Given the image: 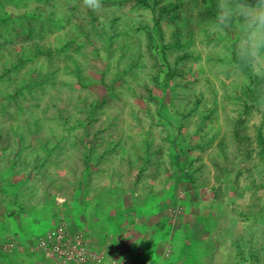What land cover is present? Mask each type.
<instances>
[{"label": "rangeland", "instance_id": "374dc122", "mask_svg": "<svg viewBox=\"0 0 264 264\" xmlns=\"http://www.w3.org/2000/svg\"><path fill=\"white\" fill-rule=\"evenodd\" d=\"M6 2V7H28L31 14L29 22L0 24V152L7 161L18 160L8 164L10 170L30 158V166L39 165L47 176L57 173V180L65 185L63 193H71L68 184H86L93 178L94 188L107 184L110 193L122 191L129 199V193H159L173 183L177 190L167 210L177 223L185 214L217 216L206 233L217 244L213 262L264 264V158L257 138L259 127L264 133V93L245 108L246 74L230 61L228 48L235 36L229 32V37H221L214 21L205 33L200 13L207 0H186L183 16L190 22L183 21L182 40L192 42L169 51V61L182 75L176 80L174 100L168 91L160 112L156 102L145 97L147 88L159 92V87L153 81L154 58L147 38L144 32L132 30L145 22V11L133 8L134 1L101 3L95 9L87 0H71V5L66 0H28L27 5ZM244 2L254 7L258 0ZM72 7L80 18L87 9H94L108 34L88 24V37L74 26L79 20L57 23L65 8ZM44 25L50 30L38 38ZM164 29L166 41L172 42L173 27ZM32 30L33 39L28 37ZM57 36L85 43L91 39L87 45L82 43V52L71 48L82 67L83 85L63 62L47 54L12 68L19 57L15 50L22 45L38 41L54 48ZM185 52L189 57L177 64V56ZM99 55L109 57V68L101 70L104 65ZM134 59L140 66L125 71V64ZM40 77L43 84L30 83L31 78L38 81ZM186 108L193 109L182 127L190 148L182 147L183 156L178 159L173 156L168 138L171 128L165 119L170 114L181 115ZM202 117L204 125L195 133ZM240 119V136H247L243 144L236 139ZM35 157H40L38 163L33 162ZM185 175L195 180L190 183ZM213 193L220 199H214ZM182 201L189 202L187 211Z\"/></svg>", "mask_w": 264, "mask_h": 264}, {"label": "crops", "instance_id": "0c3cea01", "mask_svg": "<svg viewBox=\"0 0 264 264\" xmlns=\"http://www.w3.org/2000/svg\"><path fill=\"white\" fill-rule=\"evenodd\" d=\"M10 160L0 152V264H66L39 247L61 222L71 232L84 231L108 264H224L212 261L217 244L206 235L217 216L185 214L177 223L168 213L173 183L159 193H129V199L122 191L110 193L107 184L94 188L88 178L86 184H68L69 194L57 173L47 176L39 165L30 166V158L12 171L8 164L18 160ZM182 203L187 211L189 202Z\"/></svg>", "mask_w": 264, "mask_h": 264}, {"label": "trees", "instance_id": "16d2710c", "mask_svg": "<svg viewBox=\"0 0 264 264\" xmlns=\"http://www.w3.org/2000/svg\"><path fill=\"white\" fill-rule=\"evenodd\" d=\"M13 1L17 4H24L27 5L28 0H8ZM66 5H71V0H66ZM134 1L133 8L143 9L145 11L144 18L145 22H142L140 26H136L134 31L144 32L147 38V45L148 50L152 54L154 58V68L155 73L153 76V81L159 87V92H155L153 89L147 88V94L145 97L150 98L158 105L157 111H162V104L164 103L165 96L169 91L171 96H176V88L178 87L176 80L177 78L182 75L181 70L177 66H172V63L169 61L168 55L169 51L175 47H186L190 45L192 41L182 40V29L184 27L183 21L185 17L183 16V11L187 10V3L186 0H100L102 4H128L129 2ZM6 0H0V24L2 22H7V20H27L31 17L30 11L27 8L25 10L16 9L15 7H6L5 5ZM8 4V2H6ZM76 8V7H75ZM74 7L71 10L65 8V11L61 16L58 17L56 20L57 23L64 24L65 20H79L75 21L74 26L78 28L80 31L82 30L84 33L89 34L85 31V27L90 24L95 30L102 32L103 34H108L105 29V22H102L96 11L92 8L87 9L85 16L81 17L77 15L75 12L76 9ZM204 9L200 13V17L202 18L204 24L205 33L210 28L208 24L212 21H215V16L218 11V0H207L206 6L203 7ZM34 14V13H33ZM38 12L36 13V15ZM207 16H210V21H207ZM81 20V21H80ZM85 20V21H84ZM186 21L190 22L189 19H185ZM112 26H114V22L111 21ZM215 25V24H214ZM1 26V25H0ZM173 27L172 30V42L166 41L165 39V27ZM202 27V26H201ZM34 28V27H32ZM45 30V31H44ZM50 30L48 26L39 29V36L38 38H44V35ZM1 32V27H0ZM51 31L50 33H52ZM224 32V33H223ZM221 33V37H229V32L234 34V38L230 42V46L228 47L231 53V62H234L237 66H239L244 73L246 74V83H245V92L247 93V99L245 101V108H249L251 104L256 103L259 99L262 98L264 93V59H260L257 63L255 61L244 62L239 58L238 55V41L240 40V34L233 27H228L223 30ZM116 33H113V35ZM109 39L112 40V35H108ZM238 36V38H237ZM28 37L33 39L35 36L34 30L28 34ZM9 40V39H8ZM89 40V41H88ZM86 40L85 45L90 43V38ZM78 40V38H73L72 40H63L60 36H57V44L55 47H47L43 44L39 43L38 41H34L31 45H22L20 50H15L16 54H18V58L16 63H12V68H18L20 65H24L27 62L36 61L41 55L47 54L50 56V59L57 58V63H64L62 66L64 68L70 69L72 74H75L76 81L83 85V74H82V67L79 63V60L76 58L72 52L76 50L79 52L81 50L82 43ZM83 43V44H84ZM125 44H123V47ZM57 51V55L54 54L53 51ZM190 53L185 52L182 55H178L176 58L177 64L184 60L185 58L189 57ZM123 56V55H122ZM124 57V56H123ZM142 57V55H141ZM101 62L103 63L104 67L101 70H105L111 66L110 60L108 56L99 55ZM69 60L72 61V64L69 63ZM120 64V63H119ZM140 66V61L138 59H134L130 62L125 64V71H132L134 68ZM59 65H57V70ZM105 74L104 72L101 73V79L104 80ZM30 83L35 84H43V79H30ZM32 85V86H33ZM147 87V86H146ZM193 109H188L181 113V115H174L170 114L166 116V121L170 126V133L168 138L172 141V149H173V156L176 158H182L183 153L181 152V148H190L187 145V142L184 141V135L182 132V127L184 124L185 117L187 114L192 113ZM177 117V121H176ZM205 117H202L199 125L195 127L197 133L198 130L202 129L204 125ZM237 130H236V139L239 141V144H243L246 140L247 136H240V129L239 126H242L241 119L237 123ZM257 138L262 145L260 150V154L264 158V133L263 127H259L257 131ZM183 139V140H182ZM180 140L183 142L181 145ZM146 150H148L147 146H145ZM148 152V151H147ZM149 153V152H148ZM89 163V158L86 161ZM187 176V177H186ZM193 178H192V177ZM187 180H195L193 175H185ZM191 183V181H190ZM235 187V183L233 184ZM218 194L213 193L214 199H220ZM231 199V198H230Z\"/></svg>", "mask_w": 264, "mask_h": 264}, {"label": "clouds", "instance_id": "9594fccd", "mask_svg": "<svg viewBox=\"0 0 264 264\" xmlns=\"http://www.w3.org/2000/svg\"><path fill=\"white\" fill-rule=\"evenodd\" d=\"M92 8L101 6L100 0H87ZM215 27L223 32L233 27L240 34L239 58L244 62L264 59V0L249 6L244 0H218Z\"/></svg>", "mask_w": 264, "mask_h": 264}, {"label": "built area", "instance_id": "2783aa9c", "mask_svg": "<svg viewBox=\"0 0 264 264\" xmlns=\"http://www.w3.org/2000/svg\"><path fill=\"white\" fill-rule=\"evenodd\" d=\"M39 247L66 264H108L104 253L92 249L84 231L71 232L65 222L47 232L39 240Z\"/></svg>", "mask_w": 264, "mask_h": 264}]
</instances>
